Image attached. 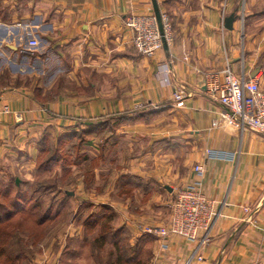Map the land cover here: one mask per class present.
I'll return each instance as SVG.
<instances>
[{
  "label": "crops",
  "instance_id": "1",
  "mask_svg": "<svg viewBox=\"0 0 264 264\" xmlns=\"http://www.w3.org/2000/svg\"><path fill=\"white\" fill-rule=\"evenodd\" d=\"M259 2L247 1L249 13L262 12ZM158 3L172 15L174 38L148 57L137 51L126 19L154 13L152 0H0V168H10V158L23 151H36L44 133L58 135L146 105L166 109L173 114L165 127L143 132L164 142L137 157L142 170L135 173L154 188H171L173 197L178 187L197 182L217 215L200 239L174 235L167 247L143 230L165 221L151 215L129 223L136 235L152 237L149 264H264V168L254 167L264 141L248 128L213 127L226 108L203 88L207 74L222 76L228 62L240 78L256 71L251 60L236 55L239 20L232 30L224 27L233 11L221 12V0ZM32 38L38 46H30ZM174 85L190 93L183 107L172 101ZM143 119L124 123V131L141 135L129 127L144 125ZM147 160L152 170L142 168ZM198 163L201 174L193 168Z\"/></svg>",
  "mask_w": 264,
  "mask_h": 264
},
{
  "label": "rangeland",
  "instance_id": "2",
  "mask_svg": "<svg viewBox=\"0 0 264 264\" xmlns=\"http://www.w3.org/2000/svg\"><path fill=\"white\" fill-rule=\"evenodd\" d=\"M247 1L221 0V12H237L236 55L253 62L264 87V0L255 5L262 12L253 13ZM126 112L80 122L60 135L44 133L36 151H23L10 158V168H0V264L150 263L152 237L127 225L151 215L165 221L155 226L167 223L174 197L138 176L136 159L164 142L143 132L161 131L173 113L151 105ZM133 116L144 117V125L129 127L141 135L124 131V123L133 122L125 118ZM260 154L255 168H264ZM151 162L142 168L152 170Z\"/></svg>",
  "mask_w": 264,
  "mask_h": 264
},
{
  "label": "built area",
  "instance_id": "3",
  "mask_svg": "<svg viewBox=\"0 0 264 264\" xmlns=\"http://www.w3.org/2000/svg\"><path fill=\"white\" fill-rule=\"evenodd\" d=\"M164 24V34L160 31L155 13L131 14L126 19V26L133 33V42L139 53L144 56H154L166 44H171L174 38L171 19L167 12L161 11ZM37 38H32L30 46L39 45ZM166 71L169 73L171 69ZM259 72V71H258ZM206 93L216 102L225 106L212 121L213 127H233L238 130L252 129L264 134V87L262 74L248 78H240L228 62L220 73L212 72L206 76ZM190 93L185 87L174 85L172 101L176 107H183ZM7 110V107L5 108ZM209 155L217 154L207 150ZM195 171L201 174L204 166L196 164ZM249 213V207L244 208ZM217 215L216 207L211 198L199 190L198 183H188L176 191L171 204V217L163 225H145L143 230L164 240L170 236H181L186 240L200 239V231H207ZM199 259H202L199 256Z\"/></svg>",
  "mask_w": 264,
  "mask_h": 264
},
{
  "label": "water",
  "instance_id": "4",
  "mask_svg": "<svg viewBox=\"0 0 264 264\" xmlns=\"http://www.w3.org/2000/svg\"><path fill=\"white\" fill-rule=\"evenodd\" d=\"M152 4H153V7H154V13L157 17V20H158V24H159V28H160V31L162 32V34H164V24H163V21H162V15H161V10H160V7H159V3H158V0H152ZM237 19V15L235 12H232L231 14H229L228 16L225 17L224 19V27L226 29H229V30H232L234 28V21ZM166 45V43H165ZM258 71L256 70L253 74H251V76H255L256 73ZM204 90H206V80H205V84L203 86ZM17 182H18V179H17ZM169 190H172L171 188H169Z\"/></svg>",
  "mask_w": 264,
  "mask_h": 264
},
{
  "label": "trees",
  "instance_id": "5",
  "mask_svg": "<svg viewBox=\"0 0 264 264\" xmlns=\"http://www.w3.org/2000/svg\"><path fill=\"white\" fill-rule=\"evenodd\" d=\"M169 15V14H168ZM170 17V16H169ZM171 19V18H170ZM171 23H172V29L174 30V25H173V22L171 21ZM132 119H129V118H125V119H127V120H135V119H137V118H139V117H137V116H133V117H131ZM72 134H75V132L74 133H72Z\"/></svg>",
  "mask_w": 264,
  "mask_h": 264
}]
</instances>
